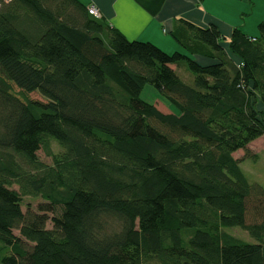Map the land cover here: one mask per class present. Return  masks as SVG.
<instances>
[{
    "label": "trees",
    "instance_id": "trees-1",
    "mask_svg": "<svg viewBox=\"0 0 264 264\" xmlns=\"http://www.w3.org/2000/svg\"><path fill=\"white\" fill-rule=\"evenodd\" d=\"M171 37L184 52L76 0H0V264H264V186L241 168L264 136V23L226 41L180 19ZM24 197L44 203L23 212Z\"/></svg>",
    "mask_w": 264,
    "mask_h": 264
},
{
    "label": "crops",
    "instance_id": "crops-1",
    "mask_svg": "<svg viewBox=\"0 0 264 264\" xmlns=\"http://www.w3.org/2000/svg\"><path fill=\"white\" fill-rule=\"evenodd\" d=\"M85 8L95 6L111 27L120 31L129 41L150 42L166 53L184 52L173 40L171 33L177 20H185L206 29L215 26L228 41L235 29L248 37L259 35V25L264 23V0H76ZM225 49L228 43L224 42ZM203 66L209 59L195 56ZM238 63V59L235 58ZM178 70L176 66H173ZM260 108L263 106L260 104ZM264 136L252 142L249 150L255 157L264 150ZM237 160L244 157L243 151L234 155ZM247 161V160H245ZM245 161L241 162L244 163Z\"/></svg>",
    "mask_w": 264,
    "mask_h": 264
},
{
    "label": "rangeland",
    "instance_id": "rangeland-1",
    "mask_svg": "<svg viewBox=\"0 0 264 264\" xmlns=\"http://www.w3.org/2000/svg\"><path fill=\"white\" fill-rule=\"evenodd\" d=\"M173 53L175 52L173 51L170 54ZM177 71L178 75L183 80L193 79V76L187 70L185 65H181ZM30 98L34 100H44L38 93L31 94ZM141 98L144 101L153 104L159 111L164 114L178 113L172 106L167 103L166 99L162 95H160V93L157 92V90L150 84H147L145 86L141 94ZM262 143L263 142H261L259 145L260 149L264 147V145H261ZM61 151V148L55 142H51V144H49L48 149H42L37 153V158L42 164L46 166H51L53 164L52 154H58ZM241 168L250 184H259L261 186H264V150L258 154L257 159H249L242 163ZM13 188L18 190L17 186H13ZM42 203H44V200L41 198L24 197L22 210L23 212H26L28 210L37 212L38 205ZM109 224L110 227H116L118 225V222L115 219H110ZM48 227L51 228V225L49 224ZM226 231L236 238L251 243L254 242L246 233H244L240 229L233 228L227 229ZM14 233L15 235L19 236L18 231H14Z\"/></svg>",
    "mask_w": 264,
    "mask_h": 264
},
{
    "label": "built area",
    "instance_id": "built-area-1",
    "mask_svg": "<svg viewBox=\"0 0 264 264\" xmlns=\"http://www.w3.org/2000/svg\"><path fill=\"white\" fill-rule=\"evenodd\" d=\"M5 1H6V2H10V1H12V0H5ZM87 10H88V13H89L91 16L95 17L96 19H100V18H101L100 11L98 10L97 7H95V6H89V7L87 8Z\"/></svg>",
    "mask_w": 264,
    "mask_h": 264
}]
</instances>
